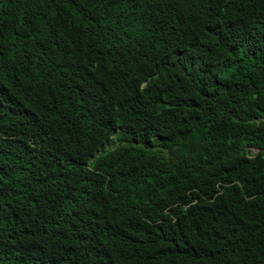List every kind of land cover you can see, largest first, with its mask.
Returning <instances> with one entry per match:
<instances>
[{
    "label": "trees",
    "instance_id": "trees-1",
    "mask_svg": "<svg viewBox=\"0 0 264 264\" xmlns=\"http://www.w3.org/2000/svg\"><path fill=\"white\" fill-rule=\"evenodd\" d=\"M0 264H264V0H0Z\"/></svg>",
    "mask_w": 264,
    "mask_h": 264
},
{
    "label": "rangeland",
    "instance_id": "rangeland-1",
    "mask_svg": "<svg viewBox=\"0 0 264 264\" xmlns=\"http://www.w3.org/2000/svg\"><path fill=\"white\" fill-rule=\"evenodd\" d=\"M255 151V149H253Z\"/></svg>",
    "mask_w": 264,
    "mask_h": 264
}]
</instances>
